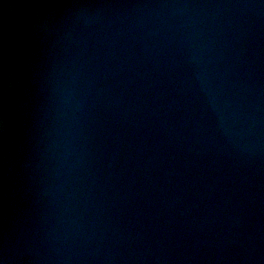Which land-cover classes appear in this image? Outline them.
<instances>
[{
	"label": "water",
	"instance_id": "obj_1",
	"mask_svg": "<svg viewBox=\"0 0 264 264\" xmlns=\"http://www.w3.org/2000/svg\"><path fill=\"white\" fill-rule=\"evenodd\" d=\"M51 2L112 6L15 10L0 258L264 264V0Z\"/></svg>",
	"mask_w": 264,
	"mask_h": 264
},
{
	"label": "clouds",
	"instance_id": "obj_2",
	"mask_svg": "<svg viewBox=\"0 0 264 264\" xmlns=\"http://www.w3.org/2000/svg\"><path fill=\"white\" fill-rule=\"evenodd\" d=\"M108 4L94 3H53L51 0H14V2L6 3L0 0V107L5 110L9 105V29L19 28L20 24L15 22V10H25L30 13L26 21V34L34 35L39 38L36 31L40 25L45 27L48 21L40 19V13L45 9L54 8H96L110 7ZM9 128L6 120H0V168L3 169L5 183L9 181L10 171L13 164V154L9 144ZM7 195V193L5 194ZM4 257L0 258V264H10L14 259L11 249L7 243L3 249Z\"/></svg>",
	"mask_w": 264,
	"mask_h": 264
}]
</instances>
